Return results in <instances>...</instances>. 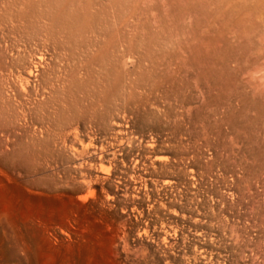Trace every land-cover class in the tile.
<instances>
[{
    "label": "rangeland",
    "instance_id": "374dc122",
    "mask_svg": "<svg viewBox=\"0 0 264 264\" xmlns=\"http://www.w3.org/2000/svg\"><path fill=\"white\" fill-rule=\"evenodd\" d=\"M0 164V264H264V0H0Z\"/></svg>",
    "mask_w": 264,
    "mask_h": 264
},
{
    "label": "bare ground",
    "instance_id": "6f19581e",
    "mask_svg": "<svg viewBox=\"0 0 264 264\" xmlns=\"http://www.w3.org/2000/svg\"><path fill=\"white\" fill-rule=\"evenodd\" d=\"M29 71V70H28ZM30 75V74H29ZM31 76V75H30ZM117 124V123H116ZM70 132V131H69ZM69 134V133H68ZM157 158H154V160ZM1 165V164H0ZM88 177V179L86 180V178ZM108 176H106V174H104L103 172L99 171H94L93 173L91 172H87V174L84 175V179L80 180V183L82 184V186L79 188V190H85L88 193L94 194L97 193L98 196L100 197L101 200V186L100 183H102L104 180H107ZM14 185V179L5 171L0 167V218L2 216L6 215V209H7V205L5 202L6 195L8 193V189L11 188V186ZM104 199H108L106 197H104ZM12 200V199H11ZM25 200V199H24ZM38 215V214H37ZM12 216V215H11ZM10 218V217H9ZM13 221V220H12ZM16 221V220H15ZM63 222V221H62ZM9 226V225H8ZM65 229L67 230V227L64 226ZM42 229V228H41ZM117 229V228H116ZM44 230V229H43ZM69 230V229H68ZM118 231V229L116 230ZM64 232V231H63ZM76 232V231H75ZM121 232V230L119 231ZM34 233V232H33ZM123 233V232H122ZM54 234V233H53ZM50 235V234H49ZM117 235V234H116ZM57 237V236H56ZM114 237V236H112ZM124 237V236H123ZM121 238V237H119ZM118 239V238H117ZM116 240V239H115ZM120 240V239H119ZM46 242V241H45ZM65 243V242H64ZM116 243V242H115ZM54 244V243H53ZM115 245V244H114ZM48 247V246H47ZM115 247V246H114ZM21 248V247H20ZM115 250V249H114ZM117 251V250H116ZM120 251V249H119ZM118 252V251H117ZM24 253V252H23ZM111 253V252H110ZM118 258L115 259L114 263L115 264H120L121 262V256H120V252L118 253ZM26 255V254H25ZM126 255V254H125ZM73 256V255H72ZM115 256V255H113ZM120 256V257H119ZM112 260V259H111ZM87 261V260H86ZM43 263V262H42ZM65 263V262H64ZM14 264V263H12ZM15 264H24V261L22 260V258H18V260L16 261ZM59 264V263H58ZM86 264V263H85Z\"/></svg>",
    "mask_w": 264,
    "mask_h": 264
}]
</instances>
